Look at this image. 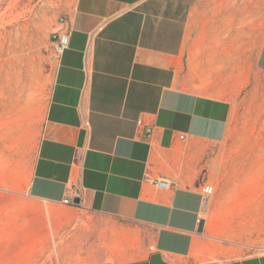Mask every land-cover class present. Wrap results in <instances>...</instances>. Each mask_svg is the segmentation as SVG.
Here are the masks:
<instances>
[{
	"label": "crops",
	"instance_id": "0c3cea01",
	"mask_svg": "<svg viewBox=\"0 0 264 264\" xmlns=\"http://www.w3.org/2000/svg\"><path fill=\"white\" fill-rule=\"evenodd\" d=\"M233 1L75 0L57 22L69 44L24 190L52 204L78 198L133 230L138 257L125 264H197L207 228L197 232L199 186L179 185L192 172L169 178V190L150 179L185 167L197 145H234L261 101L264 119V34Z\"/></svg>",
	"mask_w": 264,
	"mask_h": 264
},
{
	"label": "rangeland",
	"instance_id": "374dc122",
	"mask_svg": "<svg viewBox=\"0 0 264 264\" xmlns=\"http://www.w3.org/2000/svg\"><path fill=\"white\" fill-rule=\"evenodd\" d=\"M74 2L0 0V264H125L138 257L139 236L118 221L34 200L24 190L57 63L50 34ZM232 5L236 11L251 7L263 38L264 0ZM33 76L40 90L28 97ZM18 100L25 105L22 111L15 108ZM249 112L234 145H197L185 167L165 174L178 180L177 173L192 172L194 180L179 185L194 188L207 181L214 186L205 244L192 254L197 264L256 256L255 247L264 246V188L246 212L222 213L233 185L253 178L264 187L262 101Z\"/></svg>",
	"mask_w": 264,
	"mask_h": 264
},
{
	"label": "built area",
	"instance_id": "2783aa9c",
	"mask_svg": "<svg viewBox=\"0 0 264 264\" xmlns=\"http://www.w3.org/2000/svg\"><path fill=\"white\" fill-rule=\"evenodd\" d=\"M69 35H70L69 29L59 27V26L54 31H52L50 34V41L52 43L53 53H54L56 62L59 59L62 52L64 51V49L69 44ZM87 54L88 53L86 52V56ZM86 124L88 123L86 122ZM137 125H142V120L139 119L137 121ZM145 133L147 137H150V135H152L153 133V128L147 127L145 129ZM179 138L184 139V135H179ZM150 180H151L150 182L152 183V185H154L158 189H162V190L170 189L171 182L169 178H153ZM199 193L201 196V205L197 213L195 222L197 225V230L199 226L203 224V231H204L208 223L209 207H210L211 199L214 195V186L208 183L207 181L203 182L199 186ZM60 205H63L66 207H73V208L78 207V205H76L72 201L71 197H68L64 199L63 201H61ZM255 253H256V256H259V257L264 256V246L255 247Z\"/></svg>",
	"mask_w": 264,
	"mask_h": 264
},
{
	"label": "bare ground",
	"instance_id": "6f19581e",
	"mask_svg": "<svg viewBox=\"0 0 264 264\" xmlns=\"http://www.w3.org/2000/svg\"><path fill=\"white\" fill-rule=\"evenodd\" d=\"M27 90L29 92V96L27 94L28 97H32L33 93L40 90V84L37 77L33 76L31 78ZM15 108H17L19 111H22L25 108V105L22 104L20 100H18L16 102ZM263 169L264 166H262V170ZM233 186L234 188H232V193L229 196V198L225 200L224 207L222 209V213L225 215L235 214L238 212H246L247 211V209L245 208L246 205L252 202L253 200H255L257 198L258 193H260L262 191L261 189L264 188L262 186H261L262 188H260V185H258L256 180L253 178ZM258 189L259 191L257 192ZM246 194H248V197L244 198L243 196ZM249 226H253V225H249Z\"/></svg>",
	"mask_w": 264,
	"mask_h": 264
},
{
	"label": "water",
	"instance_id": "95a60500",
	"mask_svg": "<svg viewBox=\"0 0 264 264\" xmlns=\"http://www.w3.org/2000/svg\"><path fill=\"white\" fill-rule=\"evenodd\" d=\"M73 202L76 204V205H79V199L78 198H76V199H74L73 200ZM198 233H202V231H203V224H201L200 226H199V228H198Z\"/></svg>",
	"mask_w": 264,
	"mask_h": 264
}]
</instances>
